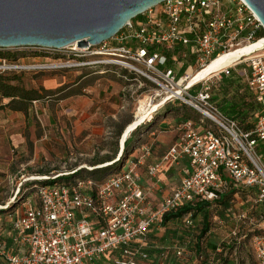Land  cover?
<instances>
[{"label": "built area", "instance_id": "obj_1", "mask_svg": "<svg viewBox=\"0 0 264 264\" xmlns=\"http://www.w3.org/2000/svg\"><path fill=\"white\" fill-rule=\"evenodd\" d=\"M263 40L264 26L245 0H166L129 21L117 35L97 47L78 48L75 43L62 49H13L27 58L66 62L64 65H26L0 59V74L62 68L92 69L99 74L126 72L150 86L138 100L137 113L142 101L149 100L159 105L153 116L175 102L201 115L197 123L186 120L180 125L179 138L161 162L148 170V186L154 189L161 182L165 165L187 161L180 184L171 193L155 203L134 162L127 172L103 184L73 177L82 167L42 177L45 179L41 181L55 182L35 186L34 199L25 201L24 210L14 213L13 246L0 241V261L96 264L110 257L113 264H147L148 235L162 227L165 216L190 208L182 223L192 227L197 205H214L232 188L253 189L257 202L264 203V163L257 152L259 143L264 145V45L193 85L188 82L189 70H203L231 51ZM193 59L198 68L186 64ZM169 62L178 66V73L167 67ZM243 64L249 66L244 74L247 89L261 108L251 132H245L236 120L221 112L208 86L215 78H230ZM119 76L129 82L125 75ZM198 86L202 90L192 94ZM128 94L125 88L123 95ZM237 235L234 229L232 236ZM251 243L257 264H264V229L252 237ZM20 245L25 248L22 254L12 248ZM183 252L178 248L175 253L181 257Z\"/></svg>", "mask_w": 264, "mask_h": 264}, {"label": "rangeland", "instance_id": "obj_2", "mask_svg": "<svg viewBox=\"0 0 264 264\" xmlns=\"http://www.w3.org/2000/svg\"><path fill=\"white\" fill-rule=\"evenodd\" d=\"M0 53L15 55L7 59L16 60L26 65L50 66L51 64L64 65L66 63L62 61H49L48 59L42 58H27L26 54L16 53L13 49H0ZM186 64L198 68L194 59L191 62L187 61ZM167 67L172 68L176 73L179 71L176 64L169 62ZM76 70L77 69L67 68L56 70L42 69L20 73L7 72L4 74L10 77H19L22 84L28 89L43 88L46 91L56 93L59 91L57 89L65 87V84L68 85V83L73 81L70 75L71 73L73 74V72L79 71ZM114 72L115 71H113L111 75L118 77ZM248 72V64H243L232 72L230 78H215L208 84L212 90L214 104L224 115L230 118L234 115V109H232L233 103H242L243 105V103H250L253 100L244 80L246 79L244 74ZM124 75L129 81L131 79H138L142 84L140 85V83L134 81L130 83L125 81L128 84L126 89L130 92L128 95L132 96H120L124 110H122L117 117V122L113 121L108 125L111 132L117 133L119 137L120 132L123 130L124 134L127 127L136 120L138 100L142 98L144 93L143 90L150 88L149 85H146L144 80L123 72L121 76ZM179 75H181L180 72ZM105 76H108L107 80L115 82L109 75ZM96 79L97 77H92L89 78L87 82L88 84H93ZM78 80H80V78H77V81ZM51 87L54 88L50 89ZM201 90L202 87L198 86L191 93L196 95ZM7 101L9 100L7 99ZM144 101H142V103ZM221 106H224L223 109ZM182 107L186 110L185 116L188 117L189 120H192L194 123L199 122L201 115L198 112L183 103L175 102L169 107L162 108L159 111L161 114L159 118L158 115L156 116V113L152 116L154 119L150 117L142 123L146 125L151 122L141 129L143 134L138 133L136 135L140 144L147 146L156 139V137L150 135V132L156 130L158 123L163 119H167V122L162 126L166 127L168 131L174 130L178 120L172 110ZM41 108L42 106L37 104L36 109L39 111V118L33 110L30 115L31 125L26 124V126L18 122L17 119H3L2 116H0L2 118H0V211H5L4 213H0V238L6 242L10 240L9 237L12 230L14 213L17 210L23 211L26 206L24 205L25 200L27 199V201H30L35 197L34 184L37 182L39 183V181H32L34 178L51 177L58 173L72 171L79 167H83L82 170L86 171L85 168L90 169L94 166L93 164H89V160L87 162V158H82L79 155V152L85 149L80 139H74L75 141L70 139L66 141L61 135H58L57 138L56 136L51 138V135L47 133L49 127L48 117L47 115L44 117L40 112ZM245 108L246 110L243 112L248 113L245 123L251 126L256 125L258 121L257 110H255L254 113L253 111L249 113V107L244 106V109ZM0 115L2 114L0 113ZM180 120L186 121L182 116ZM124 121L128 123L126 126L121 125ZM119 123H121L120 125L122 127H119ZM44 131H46V133ZM165 132L164 130H159V135H161V137H166L163 136L166 134ZM17 133L21 134L25 139L23 148L18 147L12 140ZM132 133H130V135ZM130 135L128 138H130ZM55 138L57 141H55ZM121 139L122 137L120 138V147ZM160 141L161 140H156V143ZM130 147L132 148V145ZM59 150H62L65 154L63 156L60 155ZM257 152L259 155L263 156L264 163V145L262 143H259ZM122 154H120V156ZM61 156L63 158H61ZM133 158H135V156ZM132 162L133 160L129 159L127 165L123 169L124 172L128 171ZM82 173L84 174V172ZM176 173L178 174V172ZM179 175H177V177ZM180 177L181 176H179L177 180L173 179L167 182L166 185L161 183L157 186L159 188L156 187L151 190L153 201L156 203L163 195L171 193L178 185ZM161 186L162 188H160ZM238 191L232 188L223 195L228 201L227 210L217 204L211 205V207L206 209L208 213L207 222L209 223V232L202 240H199V235L204 225L202 221L203 214L193 218L194 225L192 227H185L181 222L171 220L167 227L154 229L153 233H155V238H152V232L147 238L148 254L151 262L153 261L151 264H223L225 260L230 261L231 264H257L251 240L254 235L263 232L264 203L257 202V192L253 189H240ZM15 198L16 201L14 205H12L9 210H5L6 208L4 207H8L12 204ZM242 215L244 218H240ZM234 229L238 231L237 237L232 236V231ZM199 241L203 243L201 255L197 253V243ZM178 248L184 251L181 257L176 256L175 252Z\"/></svg>", "mask_w": 264, "mask_h": 264}, {"label": "crops", "instance_id": "obj_3", "mask_svg": "<svg viewBox=\"0 0 264 264\" xmlns=\"http://www.w3.org/2000/svg\"><path fill=\"white\" fill-rule=\"evenodd\" d=\"M77 70V72H73V74L71 73L70 75L72 76L71 78H73V81L68 83V85L65 84L67 88L63 96L57 95L46 100L34 101L35 104L33 102L29 116L22 112H14L9 108H6L5 106L9 101H7V99H0V113L2 114L0 116H2L3 119H17L18 122L24 126H26V124L31 125L30 115L34 110L36 116L39 118V111H37L36 108L37 104H40L42 106L40 112L44 117L46 115L48 117L49 127L47 133L51 135V138L54 136L57 138L58 135H61L66 141L70 139H80L85 149L80 151L79 155L82 158H87V162L89 160V164L94 165L93 168L111 165L120 156V138L123 135V130L120 132L119 137L117 133L111 132L108 125L113 121L117 122V117L122 110H124L120 96L123 95V90L128 84L119 76L123 74V72L115 73V75L118 76L115 77L114 75H111L113 71L106 74H99L97 72L90 74L83 69ZM80 70H83L84 72ZM105 75H109L115 82L107 80L108 76ZM92 77H97V79L93 84H88L87 80ZM77 78H80V80L77 81ZM131 81L140 83L138 79H131L129 83ZM141 84L142 83H140V85ZM52 88L54 87H51L50 89ZM69 92L74 93L69 94ZM181 113L180 110V114L177 116V125L172 131H168L166 127L162 126L163 124H166L167 119L161 120L157 126L158 130L156 129L150 132V135L156 137V139L147 146L140 144L139 139L136 137L138 133L143 134V132L138 131L139 128L130 135V138H132L131 140L138 145V148L126 158L124 167L127 165L129 159L133 160L142 176V184L147 191L153 190L148 186V184H150L148 176L149 168L161 162L163 156L180 136L179 127L184 122L183 120H180ZM120 124L121 123H119V127L121 125L126 126L128 123L124 121L123 124ZM159 130L166 131V134L163 135L166 137H161V135H159ZM44 132L46 133V131ZM56 138L55 141H57ZM12 140L18 147H24L25 139L21 134L17 133ZM156 140L161 141L156 143ZM59 152L62 156L65 154L62 150H59ZM62 156L61 158H63ZM134 156L135 158H133ZM186 165L187 161H182L178 165H165L163 172L160 175V184L162 183L166 185L167 182H170L173 179L177 180V178L181 176L182 169ZM176 172H178V174ZM177 175L179 176L177 177ZM180 181L181 177L175 189L179 186ZM157 186L158 185H156L155 188ZM160 188H162V186ZM9 238H11V234ZM2 242L9 247L13 246L11 239L7 242L4 240ZM12 248L18 254L25 252V248L21 245Z\"/></svg>", "mask_w": 264, "mask_h": 264}, {"label": "water", "instance_id": "obj_4", "mask_svg": "<svg viewBox=\"0 0 264 264\" xmlns=\"http://www.w3.org/2000/svg\"><path fill=\"white\" fill-rule=\"evenodd\" d=\"M166 0H0V49L94 47ZM264 26V0H245Z\"/></svg>", "mask_w": 264, "mask_h": 264}, {"label": "trees", "instance_id": "obj_5", "mask_svg": "<svg viewBox=\"0 0 264 264\" xmlns=\"http://www.w3.org/2000/svg\"><path fill=\"white\" fill-rule=\"evenodd\" d=\"M14 56L15 55H11V54L5 55V54L0 53V59L12 58ZM8 60H12V59H8ZM83 70H85V69H83ZM86 71H88L91 74V73L97 72L98 70H92L91 69V70H86ZM66 88L67 87L65 86V87H62L60 89H57L59 91L56 93H54V92L52 93V91H46L43 88H41V89H36V88L28 89L22 84L21 79L19 77H16V76L10 77V76H7L5 74H0V99H2V100L8 99L9 100V103L5 107L9 108L10 110H12L14 112H22V113L26 114L27 116H29V114H30V109H31L34 101L46 100V99H49L51 97H55L57 95L63 96ZM74 92H77V91H74ZM74 92H69V94H72ZM250 94H251V98L253 99L250 103H243V105H242V103H233L232 104V109H234V115H233L232 119L236 120L239 123L240 127L245 132L253 131V129L255 128V125L251 126V125H248L245 123V120L248 116V113L243 112L244 110H246V108L244 109V106L249 107V109H248L249 113L252 111L254 113L255 110H257L258 118L261 114V108L255 103L254 95L251 92H250ZM169 106H171V104L167 105L166 107H169ZM221 107L223 109L224 106H221ZM180 110L182 112L181 116L185 120H189V118L185 116L186 110L183 107L178 108L176 110L173 109L172 112L177 117L180 114ZM173 113H170V114H173ZM157 115L159 118V116L161 115L160 112H157L156 116ZM152 119H154V117ZM150 123H147L146 125L142 124L141 126L138 127L139 129L137 128L138 131L140 132L144 126H147ZM131 139L132 138H130L126 141V143L124 145V149H123V151H121V152H123V154L120 152V154H122V155L119 156L117 158V160L114 161L111 165L103 166L102 168H98V169H94V170H86V169H85L86 171L81 170V171L77 172L73 177H81V178L85 177L87 179H91L92 181H94L97 184H103L110 177L119 175L124 169L126 158L138 148V145H136L134 143V141ZM131 145H132V148L130 147ZM82 172H84V174ZM54 182L55 181H52V180L39 181V183L37 182L34 184V187L52 184ZM15 201H16V198L13 201V203L10 204L8 206V208H6L5 210H9L12 207V205H14ZM25 201H27V199ZM216 204L220 205L223 209H226V210L228 209V201L226 200V197H223L220 201L216 202L215 205ZM209 207H211V205H209V204H199V205H197V207L195 209H193V218H196L198 215L203 214V220L202 221H203L204 225H203L201 233L199 235V240H202L207 235V233L209 232V223L207 222L208 221V213L206 211V209H208ZM191 211H192V209H190V208H183L175 214L165 216V218L163 220L162 227L163 228L167 227L168 223L171 220L179 221L182 223V220L184 219V217L187 214H189V212H191ZM4 212L5 211H0V213H4ZM151 232H152L151 234H153L152 238H155V235H154L155 233H153V231H151ZM0 241H3V240L0 238ZM202 251H203V243L199 241L197 243V253H199L201 255ZM114 256L116 258H118L117 254H115ZM110 260H111L110 257L109 258L103 257L96 264H113ZM152 262L149 258L147 264H151ZM0 264H4V262L0 261ZM223 264H231V262L228 260H225Z\"/></svg>", "mask_w": 264, "mask_h": 264}, {"label": "bare ground", "instance_id": "obj_6", "mask_svg": "<svg viewBox=\"0 0 264 264\" xmlns=\"http://www.w3.org/2000/svg\"><path fill=\"white\" fill-rule=\"evenodd\" d=\"M263 45H264V40L259 42L255 46H248L247 45V46L241 47L238 50L231 51L229 54H226L223 57L217 59L209 67H206L203 70L196 71V72L189 70L188 71V75H189L188 82H189V84L193 85L194 83L201 81L202 79L206 78L211 73L218 72L222 68L229 66L233 62L239 60V58L248 56L253 50H255L257 48L260 49ZM158 109H159V105H155L153 103H150L149 100H146L142 103V106L137 113L136 120L127 127L126 131L124 132V134L122 136V139H121L122 150L121 151H123L124 143L127 140V138L129 137L130 133L135 131L138 128V126H140L147 118L149 119L150 117H152L153 113L155 111H157ZM102 167L103 166H98V167L90 168V169L94 170V169H98V168H102ZM44 179L45 178H42V177H36L32 181H41ZM28 180H31V179H28ZM4 208H8V207H4Z\"/></svg>", "mask_w": 264, "mask_h": 264}]
</instances>
